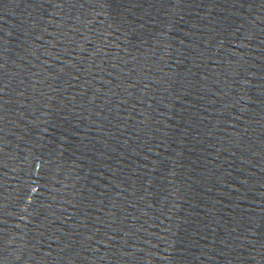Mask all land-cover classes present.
<instances>
[{"label":"water","instance_id":"obj_1","mask_svg":"<svg viewBox=\"0 0 264 264\" xmlns=\"http://www.w3.org/2000/svg\"><path fill=\"white\" fill-rule=\"evenodd\" d=\"M0 264H264V0H0Z\"/></svg>","mask_w":264,"mask_h":264}]
</instances>
